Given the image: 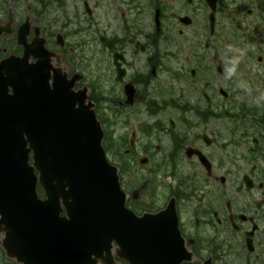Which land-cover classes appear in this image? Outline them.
Instances as JSON below:
<instances>
[{
    "label": "flooded vegetation",
    "instance_id": "af4514ba",
    "mask_svg": "<svg viewBox=\"0 0 264 264\" xmlns=\"http://www.w3.org/2000/svg\"><path fill=\"white\" fill-rule=\"evenodd\" d=\"M13 61L93 103L127 208L174 203L182 264H264V0H0L4 100Z\"/></svg>",
    "mask_w": 264,
    "mask_h": 264
},
{
    "label": "water",
    "instance_id": "95a60500",
    "mask_svg": "<svg viewBox=\"0 0 264 264\" xmlns=\"http://www.w3.org/2000/svg\"><path fill=\"white\" fill-rule=\"evenodd\" d=\"M41 70L43 75L37 66L21 71L12 65L6 83L12 94L4 100L0 91L1 128L8 127L13 158L6 170L9 191L0 199L7 256L20 264H119L112 254L116 243V256L129 264L191 260L174 206L141 218L125 208L92 103L59 78L50 85L49 69ZM38 181L44 201L37 198Z\"/></svg>",
    "mask_w": 264,
    "mask_h": 264
},
{
    "label": "rangeland",
    "instance_id": "374dc122",
    "mask_svg": "<svg viewBox=\"0 0 264 264\" xmlns=\"http://www.w3.org/2000/svg\"><path fill=\"white\" fill-rule=\"evenodd\" d=\"M227 20H228V23H229V19L228 18H227ZM228 27L229 28H226V29L229 30L231 37H236L237 35H236V32L234 31L236 29L232 28L230 25ZM239 45L240 44H238V46ZM254 55H256L255 57H258V56H260L262 54H260V55L259 54H254ZM223 56H225V58H222ZM219 57H220L219 62H223L226 65H228L229 63H231V64H240L242 62L249 61V59L247 58V55L239 53L237 50L235 52H232V53H229L227 51H226V53L221 52L219 54ZM253 62H256V61H253ZM187 226H190V228H192V226H194V225H187ZM232 253L240 254L242 252L240 250H237V251L232 252ZM0 264H17V263H15L13 260L8 259L6 257V255H5V252L0 248Z\"/></svg>",
    "mask_w": 264,
    "mask_h": 264
}]
</instances>
